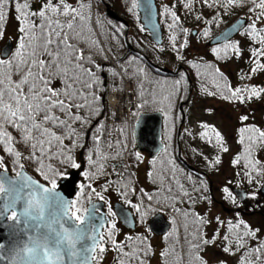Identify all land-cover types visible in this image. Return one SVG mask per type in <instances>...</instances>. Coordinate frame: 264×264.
<instances>
[{
  "label": "snow or ice",
  "instance_id": "1",
  "mask_svg": "<svg viewBox=\"0 0 264 264\" xmlns=\"http://www.w3.org/2000/svg\"><path fill=\"white\" fill-rule=\"evenodd\" d=\"M100 2L102 0H0V38L7 30L8 17L13 16L17 21L15 46L0 48V224L7 221L9 230L8 243L0 241V264H99L106 246L117 253L115 264H148L152 247L147 235L138 233L135 238L126 235L125 240L118 241L119 229L114 219L118 214L110 204L107 211L102 212L92 202L95 197L107 204L103 193L109 188L119 193L141 224L157 205L171 207L183 218L186 251L178 254L174 245L163 249L160 256L164 264H209L204 253L221 239L220 228H226L222 251L231 255L239 253L237 264H264V237L259 234L260 229L253 228L238 211L235 221H224L217 216L220 228L210 238L206 235L204 226L211 221L191 207L198 200L208 199L202 195L204 183L193 181L191 174L185 177L192 182L190 190L181 183L177 173L183 170L170 158L168 146L160 149L164 159L159 161V172H148L153 183L159 182L158 190L150 194L139 189L138 203L129 198V193H135L136 189L131 186L134 174L129 172L131 161L125 159V154L136 163L143 157L138 151H129L126 129H121L123 139L112 140L104 138L102 121L93 127L94 119L103 114V93L107 91L105 66L97 62V57L107 61L111 55L120 69L107 68L113 78L136 80L135 95L139 102L132 113L134 117H139V110L145 106L161 105L160 111L164 112L165 121H169L175 99L182 88L186 89V80L183 72L173 81L154 79L138 56L122 62L107 45L109 38L118 42L125 26L102 19L98 10ZM178 5L205 25L218 24L221 13L227 15L235 8H247L245 16L230 29L239 31L250 41L246 61L250 73L243 69L238 73L240 79L245 80L264 71V0H175L171 6L163 5L158 13L152 11L151 0H125L126 11L133 15L143 7L144 19L153 28L155 15L164 18L176 59L196 70L202 81V94L218 95L240 105L264 95V87L247 84L233 87L220 67L203 57L189 60L181 54L188 41L185 39L177 45V32L187 36L189 29L181 26L175 10ZM205 8L213 10L211 19L204 16ZM144 30L141 27L140 31ZM196 35L207 39L211 30L204 27ZM216 39L210 52L217 60L242 58L244 49L228 32ZM145 83L154 87L145 88ZM165 85L170 87L165 89ZM249 119L248 114L238 116L236 143L240 148L231 165L238 169L235 175L241 183L264 191V162L256 158V153L264 149V129L247 123ZM199 127L202 131L197 135L201 140L219 152L230 151L222 133L214 126L200 122ZM77 150L83 153V161L77 159ZM25 162L33 164L34 171L47 183L29 176L24 170ZM157 162L156 159L150 161L154 168ZM221 162V157L216 155L209 161V167ZM9 166L12 176L8 175ZM69 169H83L80 175L87 181L77 185L78 192L72 199L57 191V180L70 178ZM102 176L106 177L105 183L98 191L93 181ZM113 176L118 179H112ZM222 192L237 208L240 207L238 196L257 200L258 195L257 191L234 194L228 186ZM179 203H188L190 207H176ZM171 223L175 225V217ZM174 232L175 228L165 239ZM134 239L139 243L129 244Z\"/></svg>",
  "mask_w": 264,
  "mask_h": 264
},
{
  "label": "rangeland",
  "instance_id": "2",
  "mask_svg": "<svg viewBox=\"0 0 264 264\" xmlns=\"http://www.w3.org/2000/svg\"><path fill=\"white\" fill-rule=\"evenodd\" d=\"M157 5V13L159 12L158 5L160 2L155 0ZM105 3L100 2L99 3V12L100 13H106L105 12ZM121 6V5H120ZM97 9L94 6L93 13H96ZM138 11V10H137ZM94 13V14H95ZM244 17L245 12L241 11L240 14L237 17ZM235 17V19L237 18ZM234 19V20H235ZM158 21H159V15H158ZM138 22H139V13H138ZM139 26L142 27V24L139 22ZM6 27L7 30L4 33L3 37L0 38V48L5 44V41L7 39H11L13 43V47L15 46V38L17 36L16 27H17V21L12 18V16H9L6 21ZM95 27V26H94ZM129 27V26H128ZM134 27L127 28V35L130 33H133L132 30ZM189 34L186 37V40L188 41V46L182 50L181 54L184 55L187 59L189 58H196L199 59L200 57H203L205 60L213 59L214 56L210 52V46L208 44V41L211 36L208 39L202 38L197 36L196 34L193 35L191 32L193 29H196V31H199L202 29L201 27H194V28H188ZM147 34V38L149 39V34L146 30H144V35ZM143 36V35H142ZM135 37L137 39H143L144 37H140L137 34H135ZM143 40H140L142 43ZM234 40L239 41L242 48L244 49V54L241 59L237 60L234 57L232 59L228 60H215V65L220 67V69L225 73L229 81H237L238 83V72H240V69L242 67L238 66L237 61H239L242 65L245 62V66L248 68V72L250 73V65L246 63L249 58V52L247 50V46L250 43V41L242 35H238ZM145 41V40H144ZM150 41V40H149ZM151 42V41H150ZM146 52L149 53V55H155L154 48L147 44L146 46ZM164 54V60L160 59L158 55H155L157 62L161 66H165L169 69H175L177 65L181 64L183 61L176 59V57H173L169 53ZM162 60V61H161ZM240 67V69L238 68ZM232 79V80H231ZM233 84V83H232ZM247 85H254L258 87H264V71L257 72L256 74L251 76V79H247L246 83ZM234 85V84H233ZM236 85V84H235ZM238 86V85H237ZM236 86V87H237ZM186 111V123L184 125V132L181 139L183 151L187 154H189V158L191 161L193 160V164H201L205 165V167L210 170L209 173H211V176L213 178V187H214V193L215 197L220 200H224L225 205L230 207L232 204L230 199H227L225 194L222 192V189L225 186L229 187V181L232 177L235 176L236 170L231 165V160L236 154L237 151H239L240 146L236 143L237 140V133L236 129L240 126L238 121V116L241 114H248L250 116V119L247 123L255 124L260 128H264V95H262L260 98L256 99L254 98L246 105H240V104H233L228 102L227 100L216 98L214 96H207L202 94H196L190 99L188 105L185 107ZM200 122H205L211 126H214L218 131H220L225 139L226 146L229 147L230 151L227 153L219 152V150L213 146H210L209 143H207L205 140H201L200 137L197 135L202 129L199 127ZM188 130L187 132L185 130ZM191 133V134H189ZM194 149H197L198 151H194ZM203 153V155H200V153ZM216 155H219L221 157V164L217 165L214 170L209 167V161L212 160ZM208 157V160H205L204 157ZM256 158L264 162V149L259 150L256 153ZM144 165V168H143ZM149 166V163L142 162V165L139 167L137 166L135 169V179L138 187L143 188L147 190L150 188V184L146 182V176H147V167ZM143 168V169H142ZM235 170V172L232 174V170ZM146 171V172H145ZM11 175H13L11 173ZM199 183V182H197ZM192 184L188 187L191 189ZM206 187V189H205ZM230 188V187H229ZM247 192L257 191V200L249 199L246 204L241 205L242 207L246 208L247 212H251L245 216H241L245 221H247L253 228H259L260 229V235L261 237H264V196L259 192V189L254 188V186L247 185V188H245ZM139 191V189H138ZM207 184L204 185L203 195L207 197ZM116 198V196H114ZM111 196L110 205H112V202L116 200ZM257 201H259V204H257ZM234 205V204H233ZM195 207L197 209V212L202 215L206 216L211 223L205 226L204 232L207 233L208 237L210 238L213 233L217 230V228H220L219 224L216 221V217L219 216L222 220L227 221L229 219H232L235 221L236 214L227 215L223 212L222 208L216 206L213 202L207 201V200H198V202L195 204ZM107 208V207H106ZM138 221V220H137ZM117 228L119 229V233L117 235V240H123L126 235L132 234L133 232L127 231L124 227L120 225V223L116 220ZM177 227L179 226V222L177 221ZM177 235H179L181 228L178 227L177 229ZM207 231V232H206ZM226 232V228H220V235L221 239H218L216 241V244L214 246H210L206 249L204 255L208 259L209 263L218 262L219 259H224L229 257L230 260H233V262H237L239 260V253L236 255H231L228 253H224L222 251V245L223 240L222 236ZM160 242V241H159ZM157 242L159 245L160 243ZM158 251L157 248H154L152 258H150V264H159L160 263V253L159 256L157 255ZM114 252L112 250H107L102 254V258L99 260V264H109L110 260L112 259ZM159 257V259H158Z\"/></svg>",
  "mask_w": 264,
  "mask_h": 264
},
{
  "label": "trees",
  "instance_id": "3",
  "mask_svg": "<svg viewBox=\"0 0 264 264\" xmlns=\"http://www.w3.org/2000/svg\"><path fill=\"white\" fill-rule=\"evenodd\" d=\"M157 1L160 2L159 5H158L159 11L162 10V6L165 5V4L171 6L173 3H175V0H157ZM102 2L105 3V5L107 7H109L113 11H115L120 17H122L128 23L129 27H131V28L134 27V29H132L134 32L133 33L129 32V35H127L125 37V33H126V30H127L126 26L123 23H121V22H118V21H115L113 19H110L107 16L106 13H101L102 14L101 18L104 19L105 21L111 20L114 24H117V25L122 24V25L125 26L121 30L122 31V35H119L118 42L117 41H113V40H111L109 38V44L107 45V46H110L113 49V52L118 57H120L122 59V62L126 61L129 57L138 56V57H140V61H141L142 65L144 67H146V68H149L151 70V76L154 79H158V80L173 81L175 79H179V74L181 72L184 73L185 80H186V89L182 88L180 96H178L175 99V101L173 103V106H172V109H171V114H170L171 115V119L169 121H167V122L165 121V118H164L165 114H164L163 111H160L161 105H148V106H145V108L139 110L140 113H142V112H145V113L146 112H153V111H160L162 113V128H161V140H162V143H163L164 147L168 146L169 152H170V158L172 160H174L175 164L178 166V169H182L183 167L181 165L179 167L178 158H177V156H178V154H177L178 147H181L182 150H183V147H184L182 145V142H181V139H182V136H183V129L181 130L182 131L181 135L179 137L177 136V131H178V128H179V125H180V119H181L180 118V111H179V107L178 106H179V104L182 101H186L187 99H189V101H190V99L195 95V93L196 94H202L201 90H200V86H201L202 81L197 76L196 70L193 69L189 64H186L184 62L181 63L183 67H182V69L178 70V74L177 75L170 74L169 72L163 71L162 69L158 70V68L157 69L154 68L153 64L161 66V65H159V63L157 62L156 58L154 57L155 55L160 56L159 58L162 59V60H164L163 59L164 58V55H163L164 53L163 52L169 53L173 57H176V52L172 49L171 43H170V40H169L170 33H169V30H168V27H167V23L165 22L163 17L159 16V23H160L161 30H162V43L160 45H156V44H154V43L149 41V39L147 38V34L144 35V31H140L141 26H139L140 24L138 22V11H136V15H133V14L128 13L126 11L125 0H102ZM175 10L177 12V15L180 16V19L182 21V25H181L182 27H185V28H194V27L204 28V27H209L210 30H211L210 37L216 35L223 28H225L227 25L231 24L234 21L235 17H237L240 14L241 11L245 12V14L247 13V8H242V9L241 8H235V9H233L231 11L230 14L225 15V14L221 13L222 19L220 20V22L218 24L205 25L202 21L201 22L196 21L192 15L187 14L183 10V8L180 7L179 5L177 6V8ZM199 10L200 9H198V11ZM203 14H204V16L207 19H211V16L214 15V12L211 9H206L205 8V9H203ZM12 18H13V16H12ZM94 26H95V24H93V27ZM193 30H196V29H193ZM137 33H138V35L140 37L145 36L144 37L145 41L142 38L141 39H137L135 37V34H137ZM196 33H197V31H196ZM186 37L187 36H183L179 32H177V45L182 43L186 39ZM100 39L103 40V37H100ZM140 40H143V42L140 43L141 42ZM127 44H129L131 46V49L127 50ZM147 44L151 45L154 48V51L156 52L155 55L151 56V55H149V53L146 52ZM181 52H182V50H181ZM111 59H112L111 55H110L109 60H107V61L102 59V58H100V57H97V62L100 63L101 65L105 66L104 75H105V79H106V88H107V90L110 87H118L119 88L123 84L124 81H127V82L132 84L133 93L135 94V89L137 88L136 80H134V79L130 80L128 77H124L123 80H121L119 77L113 78L107 72V68L108 67H114L111 64ZM194 59H196V58H189V60H194ZM214 59H216V58L214 57L213 59H209V60H206V61H210V62H212L215 65L216 63H215ZM116 67L118 69V70L117 69L116 70L119 71L120 70L119 66L116 65ZM184 69H185V71H184ZM228 82L230 83L229 79H228ZM208 86L211 89V85L209 84ZM144 87L148 88V89H151V88L154 87V85L150 84V83H145ZM155 87L159 88L160 86L159 85H155ZM164 87H165V89H168L170 87V85H165ZM190 90H192V92H193L192 95L190 94ZM106 92H104L103 95H105ZM202 95H204V94H202ZM180 97H183V98H180ZM214 97H218V98L221 99V97L218 96V95L214 96ZM138 102L139 101H138V99L136 97V104ZM135 111H136V108H134V112ZM112 114H113V112L106 106V104L104 102L103 114L101 116L97 117L96 119H94V121H93V127H95L98 122L102 121L104 123V125H105L104 138L105 139H107V135H108V132H109V122H110L111 118L113 117ZM135 119L136 118L133 117L129 121L123 120L121 122V124L119 125V129H118L115 137L113 138V140L123 139V137L121 135V129L122 128L126 129L128 149H129L130 152H133V153L137 152V150L134 147V142H133V139H132V130H133V124L135 122ZM169 137H170V139H169ZM89 143H91L90 140H89ZM140 153H142V152H140ZM0 154H2V153H0ZM80 154H81V156H80ZM141 156H142V154H141ZM77 159L79 161H83V153L80 152V150H77ZM125 159L131 161V167L129 168V172L134 174V175L131 176V186L136 189L135 193H131V192L129 193V198L132 200L133 203H138L139 202V191H138V188L136 186V181H135L136 180L135 179V169L141 162L136 163L134 158L128 157L127 153L125 154ZM153 159H156L158 161L156 166H155V168L150 163V161H152ZM163 159H164V155L160 152L156 157L148 160L149 166L147 167L146 182L148 184H150V188H149V190L147 189L145 191L150 193V194L155 193L158 190V188L160 187V184H159V182L153 183V177H149L148 176V172L149 171H154V172L158 173L159 170H160L159 161L163 160ZM34 167L35 166L33 164H31L29 162H25L26 171H28L33 177H35L36 179H38L42 183L46 184L47 182L44 181L42 179V177L40 175H38L34 171ZM85 167H87V165H85ZM70 170H72V169H69L68 171H70ZM109 171H110V169H109ZM8 172L10 174L11 173L13 174L11 166H9V171ZM177 176H178V179L180 180L181 179V173L179 171L177 173ZM111 178L112 179H118V177H115V176H113ZM105 179H106V177L102 176V177H99L98 179L94 180L93 181V187H95L99 191L100 188H101V185H103L105 183ZM59 180L60 179L57 180V183L59 182ZM81 182L87 183V181L84 180V178L80 175L78 184L81 183ZM187 188H189V190H190V187H187ZM87 191L88 190L86 189L85 190V195H87ZM103 194L106 197V200L108 202L106 204L103 201L105 203L106 207H108V205L110 204L111 196L113 195V197L116 196V198L114 197L116 199V201L121 202L124 206H126L129 209H131L132 211H134L129 205L124 203V201L121 199L119 193L116 190H114L113 188H109V190L107 192L103 193ZM202 195H203V192H202ZM95 200H98V199L93 197V201H95ZM184 204L185 205L187 204V209L190 207V205L188 203H179V204L176 205V207L184 209ZM85 206H87V202H85ZM191 207L194 209V211L196 213H198L195 205H192ZM159 209L167 210V211H169L171 213L177 214L175 211H173V209L171 207H165V206H162V205L155 206V210H159ZM115 221H116V219H115ZM175 221H176V223H177V221L180 223L179 226H178V227L181 228L180 233H179V235H177V230H175V232L169 237L170 240L166 243V246L163 249L170 248L171 246L174 245L175 248H176V252L178 254H182L184 251H186V248H187V245L185 244V235L186 234H185V230H184V226H183L185 222H184L183 218L179 214H177V218L175 219ZM176 223L173 226V228H175V229L178 228ZM204 230H205V226H204ZM129 235L134 237V238L137 236V234H135L134 232L132 234H129ZM125 237H124L123 240H125ZM123 240H120V241H123ZM137 243H139V241L135 240V239L133 241L129 242V244H137ZM106 247L109 250H111L110 246H106ZM113 252H114V254H113L112 259L110 260L109 264H115V258L117 256V253L115 251H113ZM150 258H151V256H150ZM150 258H149L148 264H150ZM160 258H161V256H160ZM159 264H164L162 258H161Z\"/></svg>",
  "mask_w": 264,
  "mask_h": 264
},
{
  "label": "water",
  "instance_id": "4",
  "mask_svg": "<svg viewBox=\"0 0 264 264\" xmlns=\"http://www.w3.org/2000/svg\"><path fill=\"white\" fill-rule=\"evenodd\" d=\"M151 3L153 5L152 11L154 13H157V5L155 0H151ZM139 13V22L142 24V27L148 32L149 34V40L156 44L160 45L162 43V30L160 23L158 21V15L154 16L153 19V25H149L147 21H145V10L143 7H140L137 9ZM106 14L110 19H113L115 21L123 23L126 28H128V23L120 17L115 11L110 9L106 6ZM242 17H238L235 19L231 24L227 25L225 28H223L219 33L214 35L208 42L210 46H213L217 42V37H222V35L226 32L229 33L231 39H233L235 36L239 34V31L237 32H231L230 29L238 20H240ZM127 34V30L125 33V36ZM192 34H196V30L192 31ZM13 46V43L11 39H7L5 41V44L1 48H5L6 46ZM131 49V46L127 44V50ZM163 71L170 72V70L163 68ZM104 75V74H103ZM104 82L106 85V79L104 75ZM105 100V99H104ZM161 128H162V113L160 111H153V112H142L140 113L139 117L136 118L133 130H132V139L134 142V147L138 152H144L148 154L150 158L156 157L160 153V149L164 148V145L161 140ZM81 156V154H80ZM192 168V167H190ZM25 172L31 176L34 180L39 181L35 177H33L26 169H24ZM82 170V169H81ZM81 170H70V178L63 179L61 178L59 182L57 183V191L62 193L66 198L72 199L75 198V195L78 192V181L80 178V172ZM9 176H12L8 172ZM42 183L41 181H39ZM234 194L240 193H246L245 190L240 188H234L232 190ZM259 192L264 196V191H261L259 189ZM238 199L243 200L244 196L240 195L238 196ZM93 203L97 204L102 212H105L104 210V202L100 200H95ZM113 211L116 212L118 215L115 217L119 223L129 230H134L136 227L135 220L133 217L132 212L124 207L120 202H114L112 205ZM127 218V219H125ZM7 221H4L2 224H0V241H3L4 243H8L9 240V230L7 228ZM149 229H151V232L155 233L156 235H162L165 234L170 225L165 220V217L161 213L155 214L148 223Z\"/></svg>",
  "mask_w": 264,
  "mask_h": 264
},
{
  "label": "flooded vegetation",
  "instance_id": "5",
  "mask_svg": "<svg viewBox=\"0 0 264 264\" xmlns=\"http://www.w3.org/2000/svg\"><path fill=\"white\" fill-rule=\"evenodd\" d=\"M237 36H238V35H237ZM237 36H236V37H237ZM236 37H234L233 40H234ZM214 46H215V45H214ZM210 47H212V46H210ZM237 64H238V66L242 67V69L244 70V72L249 73V72H248V68L245 66V62H244L243 65H242L239 61H237ZM153 65H154V68H155V69L158 68V70H161V69H163V68H166V69L170 70L169 73H170V74H173V75H174V74L177 75V74H178V70L182 69V67H183L182 64L177 65V67H176L175 69H169V68H167V67H165V66H158V65H155V64H153ZM240 67H238V68L240 69ZM240 70H241V69H240ZM184 71H185V69H184ZM238 73H240V72H238ZM224 74H225V73H224ZM188 78H189V77H188ZM188 80H189V79H188ZM231 80H232V79H231ZM246 81H247V79H245V80H241L240 77L238 76V83H239V84H237V81L235 82L234 79H233L232 81H230V84H231L233 87H236L237 85H238V86H240V85H244V84L246 83ZM232 83H233L234 85H233ZM235 84H236V85H235ZM190 94H191V95L193 94L192 90H190ZM216 98H218V97H216ZM188 103H189V99H187L186 101H182V102L179 104V106H178V107H179V111H180V118H181V119H180V125H179L178 131H177V136H178V137L181 135V132H182L181 130H182V129H183V132H184V125H185L186 120H187L185 107L188 105ZM141 154H142L143 159H142L141 163L138 165L139 167L142 165V162L145 161V162L148 163V160L152 159V158H150V157L148 156V154H146V153H144V152H142ZM177 154H178L177 158H178L179 167H180V165L183 167V168L181 167L183 171L180 172V173H181V179H180V181H181V183H183V184L185 185L186 188L188 187V184H189V186H190V185L192 184V182L189 181V180H187L185 177H186L187 174H191V175H192V178H193V181H196V182L203 181L204 185L207 184V189H208V191H207V198H208V199H205V200L210 201V202H213L216 206L222 208V210H223V212H224L225 214L231 216L232 214H236L237 211H238V212L240 213L241 216H245V215L251 213V212H247V211H246L247 209L241 206V205H243V204H246V202H248L249 199H247V198H244L243 200H240V199H238V197H237L238 202H239V204H240V207H239V208H237L236 205H233V203L230 205V207H228V206L225 205L224 200L217 199V198L215 197V193H214L213 178H212V176H211V173H209L210 170H208V169L205 167L204 164H203V165H201V164H197V165L193 164V160L191 161V159L189 158L190 155L187 154V153L185 152V150L183 151V150L181 149V147H178ZM190 167H192V168H190ZM143 168H144V165H143ZM143 168H142V169H143ZM211 168L214 170V168H216V166H215V167H211ZM235 170H236V169H235ZM235 170H234V169L232 170V174L235 172ZM236 171H237V170H236ZM145 172H146V171H145ZM135 181H136V180H135ZM230 181L232 182L231 184H229V187H230L231 190H233L234 188H240V189L245 190L246 193H248L247 190H246L245 188H247V185H249V184H247L246 182L241 183L239 177H237V176L235 175L234 177H232V178L230 179ZM136 186H137L138 189H140V187H138L137 183H136ZM205 188H206V187H205ZM148 190H149V188H148ZM114 202H119V201L114 200V201L112 202V205H113ZM146 202H147V201H146ZM210 202H209V203H210ZM120 203H121V202H120ZM121 204H122V203H121ZM112 205H111V206H112ZM122 205H123V204H122ZM123 206H124V205H123ZM124 207H126V206H124ZM126 208H128V207H126ZM128 209H129V208H128ZM184 209H187V204H186V205L184 204ZM104 210H105V212L107 211V208H106L105 203H104ZM129 210H130V211L132 212V214H133V217H134V220H135L136 227H135L134 230H129V229H126L125 227H124V228H125L127 231H129V232H134L135 234H138V233H144L145 235H147V237H148V243H150V245H151V247H152V255H153L154 248H157V251H158L157 255L159 256V253L161 252V250L166 246V243L170 240L169 238H168V239H165V236L168 235L169 232H172V230H173V226H174V225L171 223V219H172V217H175V219H176V218H177V214H175V213H171V212H169V211H167V210H163V209L155 210V211L149 212L148 215L146 216V218H145L143 224H141V222L138 220V218H137V216H136L135 211H132L131 209H129ZM157 213H161V214H163V216L165 217V220H166V221L169 223V225H170L168 231H167L165 234H162V235H156L155 233H153V232L147 230V229H149V227H148L149 220H150L155 214H157ZM115 219H116V218H115ZM116 220H117V219H116ZM137 220H138V221H137ZM117 221H118V220H117ZM118 222H119V221H118ZM120 225H121V224H120ZM121 226H122V225H121ZM122 227H123V226H122ZM206 232H207V231H206ZM206 234H207V233H206ZM207 236H208V235H207ZM159 241H160L161 243H160ZM157 242H159L160 245H159ZM152 255H151V258H152ZM158 259H159V257H158ZM160 260H161V259H160ZM220 261H224L225 264H237V262L231 263V262H233V260H230L229 257L224 258V259H219L218 262L209 263V264H219Z\"/></svg>",
  "mask_w": 264,
  "mask_h": 264
},
{
  "label": "built area",
  "instance_id": "6",
  "mask_svg": "<svg viewBox=\"0 0 264 264\" xmlns=\"http://www.w3.org/2000/svg\"><path fill=\"white\" fill-rule=\"evenodd\" d=\"M115 89V91H114ZM107 106L115 113L110 121L109 139H113L119 125L123 120L129 121L133 115L136 103V96L133 93L132 86L129 82H124L122 88H110L106 93Z\"/></svg>",
  "mask_w": 264,
  "mask_h": 264
}]
</instances>
